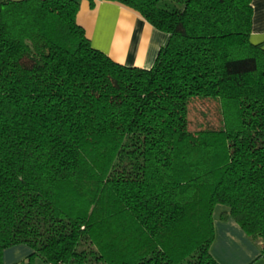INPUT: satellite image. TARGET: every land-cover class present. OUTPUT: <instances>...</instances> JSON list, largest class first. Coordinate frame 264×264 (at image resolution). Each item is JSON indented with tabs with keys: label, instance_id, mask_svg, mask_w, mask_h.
I'll list each match as a JSON object with an SVG mask.
<instances>
[{
	"label": "trees",
	"instance_id": "trees-1",
	"mask_svg": "<svg viewBox=\"0 0 264 264\" xmlns=\"http://www.w3.org/2000/svg\"><path fill=\"white\" fill-rule=\"evenodd\" d=\"M80 1L0 0V264L21 245L46 264H218L219 206L264 259L251 0H103L167 35L148 70L91 47ZM192 98L219 128L189 130Z\"/></svg>",
	"mask_w": 264,
	"mask_h": 264
},
{
	"label": "crops",
	"instance_id": "crops-1",
	"mask_svg": "<svg viewBox=\"0 0 264 264\" xmlns=\"http://www.w3.org/2000/svg\"><path fill=\"white\" fill-rule=\"evenodd\" d=\"M251 7L249 40L264 48V0H251ZM76 23L83 29L93 49L127 67L150 69L159 49L167 41L166 34L153 28L138 13L114 2L81 0ZM213 224L214 240L209 252L218 264H264L259 246L251 242L232 219L222 221L219 215L213 214ZM31 253L22 245L6 249L3 264L8 254L20 255V260L27 263L26 254Z\"/></svg>",
	"mask_w": 264,
	"mask_h": 264
},
{
	"label": "rangeland",
	"instance_id": "rangeland-1",
	"mask_svg": "<svg viewBox=\"0 0 264 264\" xmlns=\"http://www.w3.org/2000/svg\"><path fill=\"white\" fill-rule=\"evenodd\" d=\"M198 100V98H192L188 104L187 118L189 130L191 132H197L205 127L219 128L221 116L218 103L215 101ZM222 209L225 210L223 207H217L214 211V216H220ZM20 257V255L8 254L5 259V264H8L9 262V264H44L37 257H30V254H26V258L28 259L27 263H24V260H20Z\"/></svg>",
	"mask_w": 264,
	"mask_h": 264
}]
</instances>
